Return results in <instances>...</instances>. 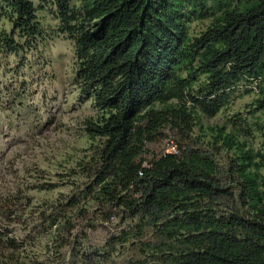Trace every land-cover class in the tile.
<instances>
[{"label":"trees","instance_id":"16d2710c","mask_svg":"<svg viewBox=\"0 0 264 264\" xmlns=\"http://www.w3.org/2000/svg\"><path fill=\"white\" fill-rule=\"evenodd\" d=\"M78 1V9L51 3L75 42L79 89L98 115L84 123L89 138L102 140L86 196L134 221L118 244L136 240L135 264H264V151L219 131L215 144L232 152L227 187L207 154L142 158L160 130L191 131L195 107L215 116L252 78H260L255 106L264 110V0ZM177 1L187 18H211L198 37ZM7 3L13 29L3 42L16 52L15 31L39 33L36 8ZM147 231L156 241H142Z\"/></svg>","mask_w":264,"mask_h":264},{"label":"rangeland","instance_id":"374dc122","mask_svg":"<svg viewBox=\"0 0 264 264\" xmlns=\"http://www.w3.org/2000/svg\"><path fill=\"white\" fill-rule=\"evenodd\" d=\"M32 3L39 33L28 38L15 31L10 39L21 47L15 52L3 42L13 23L7 0H0V264H135L136 240L117 242L134 221L86 196L102 140L84 130L85 121L98 115L77 84L75 42L51 0ZM177 5L190 37L210 26L208 16L187 18L186 5ZM80 6L70 0L71 9ZM257 98L238 85L215 116L195 107L191 131L163 128L142 158L207 154L230 186L232 152L215 144L216 137L222 131L253 152L264 151V110L255 106ZM142 241L156 239L147 231Z\"/></svg>","mask_w":264,"mask_h":264},{"label":"built area","instance_id":"2783aa9c","mask_svg":"<svg viewBox=\"0 0 264 264\" xmlns=\"http://www.w3.org/2000/svg\"><path fill=\"white\" fill-rule=\"evenodd\" d=\"M249 84H245V85H241L243 87H246L247 89H249L250 91H255L256 93H258V86L260 84V78L257 77V78H252L249 80Z\"/></svg>","mask_w":264,"mask_h":264}]
</instances>
